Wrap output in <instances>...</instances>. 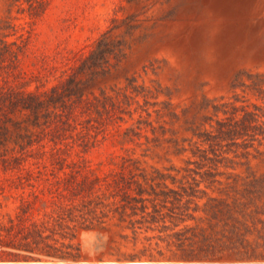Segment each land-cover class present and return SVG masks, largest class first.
Segmentation results:
<instances>
[{"label":"rangeland","instance_id":"rangeland-1","mask_svg":"<svg viewBox=\"0 0 264 264\" xmlns=\"http://www.w3.org/2000/svg\"><path fill=\"white\" fill-rule=\"evenodd\" d=\"M61 214L77 257L7 245ZM4 263L264 264V0H0Z\"/></svg>","mask_w":264,"mask_h":264},{"label":"trees","instance_id":"trees-1","mask_svg":"<svg viewBox=\"0 0 264 264\" xmlns=\"http://www.w3.org/2000/svg\"><path fill=\"white\" fill-rule=\"evenodd\" d=\"M181 186L182 187L180 190L168 189L167 191L161 190L159 192H161L165 196L162 199L163 202L162 206H165L164 202H166L167 195L170 194L169 191H171L174 195H179V196L180 195L182 196L183 193H185L187 198L183 201L181 205V211H184V213L186 214L188 208V202L191 201V199L188 197V194H190V192L193 191L194 188L190 187L191 188L190 189L185 185H181ZM176 198L180 199V197H176ZM147 200L152 202L154 212L159 211V208H157L156 204L153 202L154 199L150 197L126 196L124 197V203L122 206L125 208L128 203H131V201H135L140 203L139 206L142 210H145ZM177 206L178 205H174V203H172L171 206L167 207L169 210V214L175 215L176 212H179L175 210ZM132 207H136V206L133 204ZM168 210L162 212V214L165 215ZM26 211L27 210L24 209V212ZM148 213L150 212H147L145 214ZM65 217H66L65 214L56 216V218L54 219L55 220L54 225L49 227L51 228L50 229L51 231H49L50 233H46V234H44V229L48 227L45 226L44 222L37 223L34 221L29 226H24L20 228L18 227L17 230H14L12 227H10V229H8L7 231L8 233L7 245L20 249L24 248L29 252H37L38 254L58 257L61 259H65L69 257H77L79 254L78 244H74L70 240L65 241L64 239V238L71 239L74 236H76V227L73 224L70 225L69 223H67L65 221ZM58 229H60V231H58ZM57 232H60L59 235L62 238L56 235ZM83 234L86 240H88V238L93 239L92 237L95 235V232L84 231ZM97 237H98L97 244L98 243L104 244L105 241L103 240V235H98ZM2 252L11 255L13 260H29V259L37 258L36 256L28 253L20 254L18 252H9V251L8 252L2 251ZM10 264H14V263H10ZM17 264H21V263H17ZM45 264H55V263H45Z\"/></svg>","mask_w":264,"mask_h":264},{"label":"bare ground","instance_id":"bare-ground-1","mask_svg":"<svg viewBox=\"0 0 264 264\" xmlns=\"http://www.w3.org/2000/svg\"><path fill=\"white\" fill-rule=\"evenodd\" d=\"M103 243H98V244H96V247H98V246H101Z\"/></svg>","mask_w":264,"mask_h":264}]
</instances>
